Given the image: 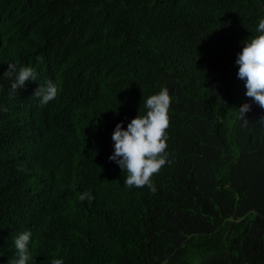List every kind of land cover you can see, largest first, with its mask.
<instances>
[{
	"label": "trees",
	"instance_id": "1",
	"mask_svg": "<svg viewBox=\"0 0 264 264\" xmlns=\"http://www.w3.org/2000/svg\"><path fill=\"white\" fill-rule=\"evenodd\" d=\"M259 19L264 0H0L29 40L2 61L0 241L30 230V264H264V108L235 62ZM34 61L60 88L47 108L4 95L8 64ZM162 87L171 163L153 194L109 157Z\"/></svg>",
	"mask_w": 264,
	"mask_h": 264
},
{
	"label": "clouds",
	"instance_id": "2",
	"mask_svg": "<svg viewBox=\"0 0 264 264\" xmlns=\"http://www.w3.org/2000/svg\"><path fill=\"white\" fill-rule=\"evenodd\" d=\"M256 32L257 35L242 42L244 46L235 62L239 66L237 77L245 82V95L264 108V19H259ZM26 40L23 28L9 23L0 26V82H3L2 61L12 58L15 47L17 49L26 44ZM40 63L34 61L30 64H8L4 82L9 83V93L4 95H17L18 102L28 104L29 97L26 92L33 88L34 94L31 96L37 103L34 107H50L49 104L58 97L60 88L53 77L41 76ZM98 83L102 84L100 81ZM172 101L173 97L170 96L168 88L162 87L158 93L149 96L144 102L146 109L144 115L138 114L131 119L126 129L123 122L115 126L112 133L114 151L109 159L118 164L122 172H126L124 185L129 189L147 187L155 194L157 189L153 183V176L171 163L168 159L167 141ZM7 103L8 101L4 100L2 105L5 106ZM18 107L21 109L20 105ZM32 109L28 110V107L22 109L20 118L24 119L26 115L31 114ZM2 110L7 111V108ZM250 111L249 103H244L237 109L238 117L244 125L249 123L246 114ZM38 146L43 147V142ZM19 170L25 169L21 167ZM78 198L80 201L93 199L89 192L81 193ZM3 244L7 248L6 252L11 250L8 264H30L35 259L30 250L32 244L30 230L13 236L12 240H7ZM51 264H64L63 258H54Z\"/></svg>",
	"mask_w": 264,
	"mask_h": 264
},
{
	"label": "water",
	"instance_id": "3",
	"mask_svg": "<svg viewBox=\"0 0 264 264\" xmlns=\"http://www.w3.org/2000/svg\"><path fill=\"white\" fill-rule=\"evenodd\" d=\"M235 216H236V215H235ZM235 216H234V218H233V221H232V223H231V226L234 224V222H235V220H236V217H235ZM229 255H230V253H229ZM230 264H234L232 258H230Z\"/></svg>",
	"mask_w": 264,
	"mask_h": 264
},
{
	"label": "bare ground",
	"instance_id": "4",
	"mask_svg": "<svg viewBox=\"0 0 264 264\" xmlns=\"http://www.w3.org/2000/svg\"><path fill=\"white\" fill-rule=\"evenodd\" d=\"M4 241H7V240H3V241H0V243L4 242ZM7 249V248H6ZM6 249H0V251H5Z\"/></svg>",
	"mask_w": 264,
	"mask_h": 264
}]
</instances>
